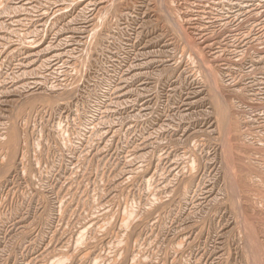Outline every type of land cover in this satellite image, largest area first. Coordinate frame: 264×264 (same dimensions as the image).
Masks as SVG:
<instances>
[{
	"label": "rangeland",
	"instance_id": "rangeland-1",
	"mask_svg": "<svg viewBox=\"0 0 264 264\" xmlns=\"http://www.w3.org/2000/svg\"><path fill=\"white\" fill-rule=\"evenodd\" d=\"M0 264H264V0H0Z\"/></svg>",
	"mask_w": 264,
	"mask_h": 264
},
{
	"label": "bare ground",
	"instance_id": "bare-ground-1",
	"mask_svg": "<svg viewBox=\"0 0 264 264\" xmlns=\"http://www.w3.org/2000/svg\"><path fill=\"white\" fill-rule=\"evenodd\" d=\"M159 7H160V6H159ZM97 17H98V15H97ZM100 17H101V15H100ZM97 19H98V18H97ZM100 20H101V19H100ZM104 20H105V19H104ZM166 20H167V19H166ZM167 21H168V20H167ZM210 87H211V86H210ZM197 168H198V167H197ZM192 171H193V169H192ZM192 171H191V172H192ZM184 191H185V190H184ZM182 192H183V191H182ZM182 194H183V193H182ZM155 204H156V203H155ZM157 205H158V204H157ZM162 205H163V204H162ZM162 205H161V206H162ZM83 238H84V237H83ZM80 239H81V238H80ZM82 240H84V239H82ZM82 240H81V241H82ZM93 240H94V239H93ZM86 242H87V241H86ZM92 242H93V241H92ZM77 243H78V242H77ZM89 244H90V242H89ZM92 244H93V243H92ZM91 246H92V245H91ZM86 248H87V247H86Z\"/></svg>",
	"mask_w": 264,
	"mask_h": 264
}]
</instances>
